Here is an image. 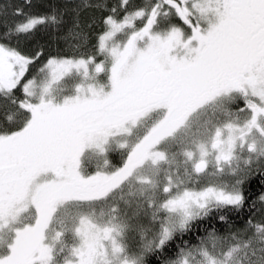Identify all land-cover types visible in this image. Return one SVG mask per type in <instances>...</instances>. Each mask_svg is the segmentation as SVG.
Instances as JSON below:
<instances>
[{
	"label": "snow or ice",
	"instance_id": "6c2138e0",
	"mask_svg": "<svg viewBox=\"0 0 264 264\" xmlns=\"http://www.w3.org/2000/svg\"><path fill=\"white\" fill-rule=\"evenodd\" d=\"M35 8L0 5V264H264V0Z\"/></svg>",
	"mask_w": 264,
	"mask_h": 264
},
{
	"label": "trees",
	"instance_id": "16d2710c",
	"mask_svg": "<svg viewBox=\"0 0 264 264\" xmlns=\"http://www.w3.org/2000/svg\"><path fill=\"white\" fill-rule=\"evenodd\" d=\"M135 2L139 3L140 0H135ZM13 3L23 5L24 0H0V5H4V4L11 5ZM33 3L36 5V8H35L36 11H46L50 5L54 6L56 4H61L63 3V0H33ZM37 40L41 44L47 45L51 51L56 50L54 43L49 41V38L46 34H43V33L40 34L37 37ZM259 190H260L259 186L253 185L252 196L250 197V199H255L256 194L259 192ZM250 214L251 213H249L247 209H245L242 213H239V214L228 213L229 219L234 221L237 225H242ZM212 223L216 224L217 227H220V225L216 221H212ZM204 226L205 227L209 226L207 221L204 222ZM200 235H203V229H201ZM185 239L191 240L193 243H195V239L192 236L185 237ZM175 251L176 249L173 247L172 249L169 250L167 254L171 256L175 253ZM149 264H158V261L156 260L155 257H150Z\"/></svg>",
	"mask_w": 264,
	"mask_h": 264
}]
</instances>
